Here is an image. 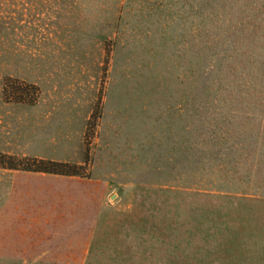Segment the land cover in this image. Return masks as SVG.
I'll use <instances>...</instances> for the list:
<instances>
[{
    "label": "rangeland",
    "instance_id": "374dc122",
    "mask_svg": "<svg viewBox=\"0 0 264 264\" xmlns=\"http://www.w3.org/2000/svg\"><path fill=\"white\" fill-rule=\"evenodd\" d=\"M16 107L86 113L69 163L108 205L0 213V264H264V0H0Z\"/></svg>",
    "mask_w": 264,
    "mask_h": 264
},
{
    "label": "crops",
    "instance_id": "0c3cea01",
    "mask_svg": "<svg viewBox=\"0 0 264 264\" xmlns=\"http://www.w3.org/2000/svg\"><path fill=\"white\" fill-rule=\"evenodd\" d=\"M76 114L78 118L70 117ZM0 115V153L45 159V140L50 133L72 146L67 157L54 161H80L87 119L84 111L16 107L7 108ZM54 139L50 137L51 141ZM107 190L105 182L98 178L0 167V213L7 217L4 233H27L23 229L12 230L9 224L12 213L15 219H22L29 212L25 206H68L62 217L63 227H71L70 221L78 217L76 210L82 213L79 217L87 219V213H93L95 206L108 205Z\"/></svg>",
    "mask_w": 264,
    "mask_h": 264
},
{
    "label": "trees",
    "instance_id": "16d2710c",
    "mask_svg": "<svg viewBox=\"0 0 264 264\" xmlns=\"http://www.w3.org/2000/svg\"><path fill=\"white\" fill-rule=\"evenodd\" d=\"M3 155V154H2ZM7 158V163L0 166L9 169H18L24 171H35L62 175H77L76 170L80 165L70 164L54 160L41 159L36 157H16L13 155H3Z\"/></svg>",
    "mask_w": 264,
    "mask_h": 264
}]
</instances>
